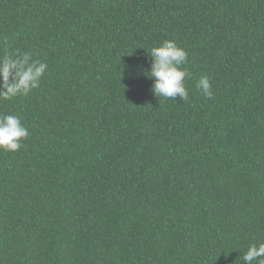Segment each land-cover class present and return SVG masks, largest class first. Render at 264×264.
Wrapping results in <instances>:
<instances>
[{
  "label": "trees",
  "instance_id": "1",
  "mask_svg": "<svg viewBox=\"0 0 264 264\" xmlns=\"http://www.w3.org/2000/svg\"><path fill=\"white\" fill-rule=\"evenodd\" d=\"M164 40L188 53V102L145 74ZM6 51L48 69L0 100L29 131L0 151V264H247L264 243V0H0Z\"/></svg>",
  "mask_w": 264,
  "mask_h": 264
},
{
  "label": "clouds",
  "instance_id": "2",
  "mask_svg": "<svg viewBox=\"0 0 264 264\" xmlns=\"http://www.w3.org/2000/svg\"><path fill=\"white\" fill-rule=\"evenodd\" d=\"M147 53L152 63L145 74L154 80L153 94L174 100L179 97L184 103L188 102L189 92L185 81L190 73L184 67L188 62L187 51L174 40H164ZM47 69L48 64L34 59L31 52L6 51L0 56V100L27 96L40 87ZM196 87L205 97H213V86L206 74L200 76ZM28 136L29 131L18 115L0 114V151H18ZM241 260L247 264L254 261L255 264H264V243L250 245Z\"/></svg>",
  "mask_w": 264,
  "mask_h": 264
}]
</instances>
